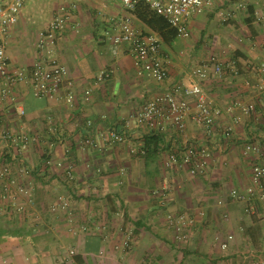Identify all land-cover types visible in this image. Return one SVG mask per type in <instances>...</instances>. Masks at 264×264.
Returning <instances> with one entry per match:
<instances>
[{
    "label": "crops",
    "instance_id": "1",
    "mask_svg": "<svg viewBox=\"0 0 264 264\" xmlns=\"http://www.w3.org/2000/svg\"><path fill=\"white\" fill-rule=\"evenodd\" d=\"M66 1L55 10L68 19L57 35L55 56L67 69L70 88L77 98L73 106L66 103L67 85L54 99L35 98L28 87L21 86L16 90L19 103L6 104L5 124L37 133L41 142L32 144L25 153L26 161L34 166L28 181L32 202L27 215H0V264H173L169 251L178 245L174 232L166 226L168 213L194 220L189 228L194 250H189L190 254L189 248L182 255L178 252L179 264L191 254L201 258L208 254L214 259V252H222L221 243L230 234L231 247L238 249L244 242L263 248L264 207L259 206L257 215L250 216L245 202L231 197L230 192H245L249 184L251 161L242 150L250 138L264 136V105L250 115L226 112L236 100L253 103L259 94L254 87L264 79L263 12H255L253 24L257 27L247 43H231L229 58V49L215 54L222 74L200 82L220 111L218 124L232 126L235 138L223 141L218 137L210 143L214 160L204 175L193 177L186 168L179 171L163 165L167 153L205 140L204 129L194 122L193 114L186 118L185 133L171 128L160 133L163 149L152 159L131 155L126 144L102 150L83 148L81 135L88 120L118 130L125 122L133 126V116L144 102L166 88L189 84L192 70L206 57L192 49L174 53L163 44L168 76L159 84L139 75L126 46L113 45L107 35L111 32L108 21L122 16L123 6L118 0H76L72 5ZM135 24L139 28L136 20ZM202 27L189 26L192 30ZM26 32L21 12L7 42V56L13 66L29 67L39 59L38 34L32 43ZM102 72L106 75L99 79ZM86 89L91 90V97L84 102ZM20 108L25 110L24 117L18 115ZM50 125L57 127V135L63 136L64 142L49 134ZM143 132L133 127L134 145H139ZM52 141L54 146L50 147ZM44 154L50 157L48 166L41 161ZM70 165L72 179L65 173ZM163 187L166 195L156 196L154 193ZM218 197L222 198L221 206L216 204ZM59 199L67 206L53 213L51 206ZM125 233L132 236L128 251L121 242ZM195 245L206 252L196 254Z\"/></svg>",
    "mask_w": 264,
    "mask_h": 264
},
{
    "label": "built area",
    "instance_id": "2",
    "mask_svg": "<svg viewBox=\"0 0 264 264\" xmlns=\"http://www.w3.org/2000/svg\"><path fill=\"white\" fill-rule=\"evenodd\" d=\"M27 0H0V215L17 214L25 216L32 202V190L28 185L29 177L34 172L33 165L26 161L25 153L32 144L41 142L40 135L29 133L25 129H12L5 124L6 104L19 103L16 90L21 86L29 88L33 97L38 99L59 98L61 90L67 85L65 101L70 106L75 104L77 94L71 90L67 69L59 63L55 56L57 35L65 28L68 19L54 12L47 25L39 31L36 37V50L39 59L32 66H13L7 56V42L12 28L17 24L21 10ZM106 1V0H105ZM127 11L125 16L112 17L108 21L111 32H108L110 41L115 46H126L129 55L138 68L139 75H145L162 84L167 79L166 60L162 54V37L155 32L143 31L135 24L129 12L137 4L144 3L168 25L174 29L178 37L190 38L189 20L201 15L218 3H234L236 9H245L247 0H118ZM222 74V66L215 56H210L202 61L191 72V81L185 86L166 88L159 94L144 102L133 116L134 125L125 122L122 128L115 129L104 123L86 122V131L81 135L83 148L102 150L113 144L128 145L131 155L144 156L146 147L144 138L153 132H165L171 128L180 134L186 132V118L193 114V120L204 129L205 140L190 144L183 150L167 153L163 160L165 169L186 168L190 176L204 175L209 164L214 160V152L209 146L218 138L231 141L235 138L232 126H220L217 117L220 111L213 105L212 100L204 91L200 82H204ZM106 74L102 72L99 79ZM259 91L253 103L246 104L236 100L226 109L231 114L237 110L241 114L250 115L256 112L257 107L264 105V79H260L254 87ZM91 90L82 93L84 102L89 101ZM191 101L194 102L193 107ZM20 117L25 116V110H18ZM50 119V118H49ZM51 120V119H50ZM103 121V119H101ZM133 127L140 128L139 145L133 144ZM49 134L60 143L64 142L63 136L57 135V127L50 125ZM259 139V138H258ZM54 146L52 141L50 147ZM243 155L251 161L249 184L245 192L233 189L230 196L240 198L245 202V211L248 215H257L258 207H264V136L257 140L250 138L243 146ZM44 166L51 164L50 157L43 155ZM69 179L73 177L72 166L65 171ZM166 188H161L164 195ZM29 203V204H28ZM218 206L223 205L222 198L216 199ZM67 206L63 199L51 206V211ZM203 215V213H200ZM194 220L186 215L175 216L168 214L166 225L173 227L176 232L184 226H193ZM233 236L227 235L221 243V248H227ZM74 254V252H70ZM250 264H264L262 261Z\"/></svg>",
    "mask_w": 264,
    "mask_h": 264
},
{
    "label": "rangeland",
    "instance_id": "3",
    "mask_svg": "<svg viewBox=\"0 0 264 264\" xmlns=\"http://www.w3.org/2000/svg\"><path fill=\"white\" fill-rule=\"evenodd\" d=\"M62 0H27L23 9L21 10L22 15L25 19V30L26 33H29L32 43L35 40V35L39 33L50 21L52 15L54 14L57 7L62 3ZM69 4L76 3V0H67ZM106 2H111L106 0ZM116 2V1H115ZM64 3V2H63ZM245 9L248 10L249 6L254 8L255 12L261 10L264 14V0H247L244 2ZM121 14L125 16L127 11L122 7ZM233 8V9H232ZM236 5L234 3H218L217 6L213 7L211 10L204 12L201 15H197L191 18L188 22L189 26L192 24L202 25V28L190 29L191 36L190 38L183 39L177 38L171 46V50L174 53H179L180 50L189 52V49H192L193 52H202L203 57L209 58L215 54H220L223 50L229 49L226 53V57L229 58L231 55L230 44L233 42H248L256 28V24L249 26L245 23L246 12L242 9H235ZM231 13V14H230ZM256 21V18H255ZM139 28L142 30L141 24L137 22ZM256 26V27H254ZM197 40V42H195ZM232 41V42H231ZM225 52V51H224ZM223 54V53H222ZM205 58V59H206ZM204 59V60H205ZM179 171H182V168H178ZM200 177V176H197ZM162 195L161 188L154 193L156 196L164 197ZM57 212V211H56ZM55 213V212H53ZM171 214V213H168ZM167 226V225H166ZM192 226H184L183 229L179 232H176L173 227L169 230L174 232L173 236L177 247L173 248L175 251H169L170 256H173V264H179L176 256L180 253L183 254L184 250L187 249L189 254L191 250H194V245L191 244L193 237L191 236L190 229ZM192 237V238H191ZM224 241V240H223ZM222 241V242H223ZM232 241V240H231ZM123 249L129 250L132 236L129 233L123 234L122 239ZM190 242V243H188ZM243 242V241H242ZM197 250L196 254H204L205 252L199 250L200 245H195ZM183 247V248H182ZM236 247H231L230 243L227 248L222 249V252L215 253L212 258L208 257V254H205L203 258L194 256L191 254V258L181 261L182 264H250L252 262L262 261L264 262V247H252L243 245ZM190 250V251H189ZM179 252V253H178ZM181 254V255H182ZM195 254V255H196ZM207 256V257H206ZM216 257V258H215ZM172 258V257H171ZM172 262V261H171Z\"/></svg>",
    "mask_w": 264,
    "mask_h": 264
},
{
    "label": "trees",
    "instance_id": "4",
    "mask_svg": "<svg viewBox=\"0 0 264 264\" xmlns=\"http://www.w3.org/2000/svg\"><path fill=\"white\" fill-rule=\"evenodd\" d=\"M247 11L248 18L245 20V23L251 26L255 21V11L252 6H249ZM129 13L134 20L143 25L148 32L158 33L162 37L165 46L171 47L174 41L178 38L177 32L172 29L162 17L154 14L144 3L137 4L135 9ZM160 135L159 132H153L145 136V159L155 158L162 151L163 144Z\"/></svg>",
    "mask_w": 264,
    "mask_h": 264
}]
</instances>
